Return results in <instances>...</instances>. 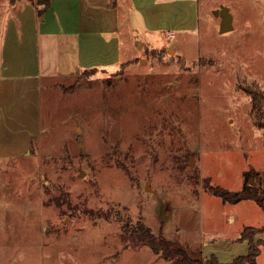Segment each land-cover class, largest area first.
Wrapping results in <instances>:
<instances>
[{"label": "rangeland", "instance_id": "rangeland-1", "mask_svg": "<svg viewBox=\"0 0 264 264\" xmlns=\"http://www.w3.org/2000/svg\"><path fill=\"white\" fill-rule=\"evenodd\" d=\"M169 1L135 9L127 0L110 17L103 0H72L71 22L95 6L96 33L75 36L74 50L48 36L66 28L47 12L41 82L0 78L17 80L0 93V264H169L132 243L127 230L139 217L205 257L246 253L233 239L263 225L264 211L209 186L238 190L253 170L264 191V130L251 101L259 93L264 115V0ZM220 5L233 16L222 33ZM85 58L103 69L85 70Z\"/></svg>", "mask_w": 264, "mask_h": 264}, {"label": "crops", "instance_id": "crops-1", "mask_svg": "<svg viewBox=\"0 0 264 264\" xmlns=\"http://www.w3.org/2000/svg\"><path fill=\"white\" fill-rule=\"evenodd\" d=\"M48 1L49 4L45 8H44V3H39L38 0H8L6 1V4L0 3V17L7 15L4 38L1 45L3 62L0 69L3 72L0 73V78H7V79L16 78L18 80L21 78H38L40 80L42 78V74L40 73V68H39L38 32L41 26L43 29L46 30V32H48V34L50 32L49 25L45 23L47 12L50 11H52V13L57 12L58 15L60 16L59 19V21H61L60 23H62V25L66 28V29H61V26H59L57 32L56 31L52 32L48 36L58 35L60 39L61 37H65L68 40L67 42L71 44L73 48L75 47L73 42L75 36L83 35L86 38L89 36L91 37L92 33L93 34L96 33L97 31V24H95L96 18L90 15L91 12L93 11L92 10L93 7L95 6H91L90 4L88 5L87 3V6L85 5L86 7H84L85 9L84 8L83 10L77 9L78 12H76L77 13L76 18L72 19V22L74 20V24L71 26L72 23L71 19L68 18L67 16V12L69 11L68 9L69 7L67 5L71 4L72 0H48ZM147 1L148 3H150V5L147 4L148 8L150 7L149 9H152V6L157 8H160L162 6L164 7L172 6L171 1L169 0H163L158 3H156L155 0H147ZM144 3L145 0H131V5L134 4L135 9L143 8ZM57 4H60L58 5L59 12L56 9ZM101 5L104 6L105 14H109V16L111 17L110 13L119 12V10L122 8L127 9V0H103ZM79 11H83V15L84 14L85 15L80 16ZM171 12L173 11H169L167 13L168 15L165 17H169L171 15ZM155 13L159 14L158 11H156ZM111 22L107 23L106 18L103 20V23L106 28L109 26L110 29L111 28L112 29L114 28L115 30L118 29L119 24L117 23V20L114 19V21L112 20ZM76 51H78L77 48ZM19 54H22L21 58L20 56H18ZM78 61L80 62V59H78ZM80 64L85 66L83 67L84 69H89V68L103 69V67L101 66L99 67L94 65L86 66L85 64H89L87 58H85L84 61ZM7 79H0V93H3L4 88L7 87L6 86L7 84L15 85L14 82L17 81V80L10 81ZM258 234L259 233H256L255 239H258L257 238ZM238 237L239 235L235 239H233V241L246 242L248 249V241L246 239L239 240Z\"/></svg>", "mask_w": 264, "mask_h": 264}, {"label": "trees", "instance_id": "trees-1", "mask_svg": "<svg viewBox=\"0 0 264 264\" xmlns=\"http://www.w3.org/2000/svg\"><path fill=\"white\" fill-rule=\"evenodd\" d=\"M44 3V8L48 6V0H38ZM97 68H89L85 70H96ZM258 95L256 91L251 94L252 112L255 122L259 128L264 130V115L258 104ZM254 174L253 170H249L247 175ZM208 185V183H207ZM210 190L223 200L237 202L242 199L254 200L261 206L264 211V191L262 192L257 185L249 184L246 180L243 186L238 190H229L219 185L209 186ZM126 228V225H123ZM134 245L146 244L158 256L169 261V264H256V257L260 253V246L264 241L260 238L255 239L256 233H264V224L259 226L247 225L239 234V240L248 241V249L245 254L236 256L232 261L220 262L215 255L205 257L201 249L190 248L180 242L178 239L167 238L161 231L154 233L147 226L141 217H139L127 230Z\"/></svg>", "mask_w": 264, "mask_h": 264}, {"label": "water", "instance_id": "water-1", "mask_svg": "<svg viewBox=\"0 0 264 264\" xmlns=\"http://www.w3.org/2000/svg\"><path fill=\"white\" fill-rule=\"evenodd\" d=\"M213 13L216 16L220 17L219 28L218 31L220 33L226 32L233 28V16L226 5H220L218 8L213 9ZM249 184H254L253 174H251V178L249 180Z\"/></svg>", "mask_w": 264, "mask_h": 264}]
</instances>
